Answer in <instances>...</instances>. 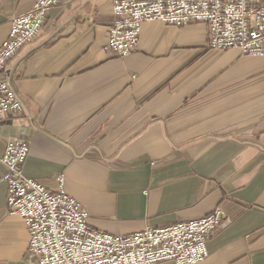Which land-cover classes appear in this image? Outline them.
<instances>
[{
	"label": "crops",
	"instance_id": "obj_1",
	"mask_svg": "<svg viewBox=\"0 0 264 264\" xmlns=\"http://www.w3.org/2000/svg\"><path fill=\"white\" fill-rule=\"evenodd\" d=\"M36 1L0 0V45ZM113 18L112 0L50 9L7 64L25 108L0 118V156L9 139L29 141L24 173L52 191L65 175L91 224L117 235L221 206L231 221L198 264H264V57L210 49L204 22L149 21L122 58L105 48ZM7 197L0 181V264H35Z\"/></svg>",
	"mask_w": 264,
	"mask_h": 264
},
{
	"label": "built area",
	"instance_id": "obj_2",
	"mask_svg": "<svg viewBox=\"0 0 264 264\" xmlns=\"http://www.w3.org/2000/svg\"><path fill=\"white\" fill-rule=\"evenodd\" d=\"M64 0H37L28 13L12 19L10 34L0 45V118L23 112L25 104L15 91L8 62L32 42L46 23L50 9ZM114 18L106 50L119 57L136 51L143 25L158 21L184 27L208 25V47L237 50L264 57V0H112ZM31 143L22 137L8 140L0 161L8 185L6 213L23 219L29 230V254L35 264H198L210 255L208 242L230 217L218 206L205 217L166 227H147L128 235L97 229L84 205L66 190L58 177L52 191L24 173Z\"/></svg>",
	"mask_w": 264,
	"mask_h": 264
}]
</instances>
